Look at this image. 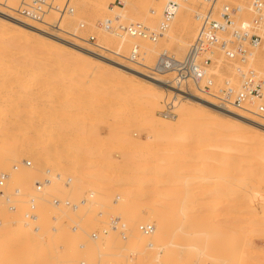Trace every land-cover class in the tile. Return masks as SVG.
<instances>
[{
	"label": "rangeland",
	"instance_id": "374dc122",
	"mask_svg": "<svg viewBox=\"0 0 264 264\" xmlns=\"http://www.w3.org/2000/svg\"><path fill=\"white\" fill-rule=\"evenodd\" d=\"M20 1L21 0H17V3L13 4L16 9L20 5ZM75 1L76 2H74V6H75V3L77 5V3L79 2L77 0ZM158 1L159 0H157V2L156 0L154 1L152 0H126V1L125 0H97L94 5H92L91 7L84 8V9L82 5L80 4L78 8H75L76 15L74 17L73 15L72 17L71 15L65 16L66 18L64 17V23L66 24L64 28L67 29L68 32H63L61 30L53 31V28L47 26V23L31 22L17 15L15 13L16 9L11 10V12L8 13L6 9L7 6L5 4H9L10 2L12 4L13 1L12 0H2L0 2V40H1L0 41V64L2 65V67L0 65V71H1L0 81L2 80L0 82V87H1L0 88V99H1L0 107H4L5 105L4 108H0V118H1L0 119L1 120L0 121V125H1L0 126V130H1L0 138H2L4 142L2 143V140L0 139V144H1L0 148L4 147L2 148L3 151L1 153L3 157L7 156V158H11L17 161V162L16 161L10 162L11 160L9 161L10 164L13 163L11 164L13 167L12 169L13 171H11V167L9 165L7 166V169L5 167L2 168L1 170L2 172H0V174L3 172L7 173L6 171H9V172L11 171V173H7L10 175V179H8V181L6 182L7 183L6 188H8V191L11 194H14V193L19 194L20 192L22 193L21 189H23V192L25 191V193L23 194H25L26 196L25 199L24 198L23 199L27 201H29L28 197L29 195L33 193V188L36 185V183L39 184L38 182H41L42 180H45V181L46 179L48 180L49 177L47 178V175L44 176L46 172L47 173L48 172L60 173L67 178L74 179L75 182L73 183H76V184H72L75 186L73 187L74 189H71L72 192L69 188L70 186L69 184H71V182L68 183V181H66L67 183L66 182L63 183V185L64 184L69 185L67 186L69 188V190L67 189V192L70 193V195L68 193L67 194L65 193L66 196L65 195L61 196L59 194L60 195L59 198L62 199L63 201L65 200H67L68 202L70 201L68 203L69 206L75 205V203L76 205H80L82 207V210L84 211L83 217L85 221L83 220V222L82 221L80 222L79 220H77L80 222L79 226H81L83 223H86L88 226L91 225V229L95 227L93 230L95 233L93 231L90 232L91 231L90 230L88 231L89 237H87L88 235L86 236L84 234L85 232H82L81 230H79L84 235L81 236V233H79L78 231H75L76 232V233L74 232L75 237L73 238L72 235H74V233L68 231L65 234V236L67 237V234H71L68 236L69 239L66 238L69 241L61 242L62 244L64 243L66 244L64 247L59 248L58 246L61 244L57 243L55 245V242L54 244L50 243L51 244L50 246H53V248L50 246L48 247L52 255H57V256L58 254L62 255L63 251H66V249H69V251L68 250L67 251L69 252V256H70L69 259L70 260L72 259L71 260L73 262V263L71 262L72 264H74L75 261H76L75 264H80V263L81 264L83 263L84 264L85 263L86 264H122L121 262H123V259L125 257L123 258L119 256L120 249L117 247L123 246V245L126 246V249H128V251L123 250V253L125 251H126L125 253H127V256L125 255L127 257L125 258V260L127 259V261L124 264H264V114L260 116V115H256L255 113L247 112L245 110H241V109H238L232 106H231L232 111H223L220 107L223 104H221L212 95H207L206 93L199 91L193 83H190L189 85L185 87L177 86L174 83H172V80L174 78L173 74H169L166 76L167 80H170L171 82L153 80L148 75L150 74L149 71L144 69V67H141L140 65H136L135 63L131 62L129 59L122 57L115 53L116 51H119L121 54L129 57L132 46L134 44H140L143 50H146L147 52L145 63L146 65H151V67L155 65L159 54L162 51H164V49L175 54L178 58H183L186 55L188 48L191 45L190 43L193 42L196 36V30H197L196 23L198 22L196 19V15L198 12L202 11L204 8L201 0H189L187 1V3H184V6H182L181 9L179 8L177 15L172 22V25L174 26V28L176 27L177 29L176 35H182V33L187 31L185 34V38L187 41H189V45H187V47H185L184 49L179 48V46H177L178 44H176L175 41H172L173 45L172 43L170 44V42L168 43V41L165 40L166 37H164L165 39L161 37L157 42H152L149 39H143V38L137 39V37L132 38L129 36V38H132L131 41L121 42V39L119 37L114 36L113 34L114 31H120L118 27L120 22L115 19V16L118 14L119 11L125 10V9L128 10V11L126 10L128 12L127 13L128 15L126 18H123V20L121 21V23L123 22L124 25L129 26L132 23H134L135 25L140 23L141 25H144L150 28L151 30L156 29L160 23L162 16L160 17L157 16V18H155L156 20L154 22H151L152 16H150L151 13L149 10H150V4L153 3L155 5H158ZM123 2H124V6H123ZM190 2H193V3L190 4ZM222 2L223 1H220L219 4L222 5ZM231 3L232 4L242 3V1L233 0L231 1ZM164 5L163 6L161 5L162 10H161L160 15L163 14ZM3 12L8 13L9 15H5ZM250 17H254V16L250 15ZM108 19H110V21L113 20L114 29L112 30H107L100 24V21L107 22L109 21ZM58 20H60L58 14H51L46 19V21L49 23H53V22L56 23L58 22ZM72 33L78 34L79 36L85 38L87 41L74 36ZM91 37H94L95 40L93 41ZM97 42L103 44V46H107L110 50H106L102 47L94 45V43H97ZM6 43L8 44V47H5V45H7ZM9 46L11 47V49L9 48ZM7 55L9 56L8 58L6 57ZM263 55H264V44L256 52L252 54L248 63L244 65H241L238 62L232 63L229 60H227L223 54L217 53L216 56L214 57V59L216 60L215 63L217 62V64H215V66L211 69V71L208 70L209 76L214 81V86L212 87V91L217 92L219 87H222L225 84H229V83H232V85L234 86H239L241 83V76L243 75L244 70L250 71V69H253L254 71H257L259 75H262L264 77V67H261L259 65L260 58ZM27 63H28V67H27ZM38 64L39 66H37ZM23 65L24 66L26 65V67H23ZM4 67L5 68L7 67V68L5 69ZM35 68L37 69L35 70ZM7 69L11 71L15 70L16 72L18 69V71L22 72L23 76L25 75L24 78L19 80L18 86L15 83V82L18 83V81H15V82L13 81L14 82L13 83L12 79H10L9 76H6V77L3 76L5 71H7ZM48 72L50 73V75H48L49 74ZM41 74L44 76V78L46 77L44 81L42 80L44 78L40 76ZM69 74L71 77L69 76ZM29 75H31V77ZM33 75L34 76L36 75V76L33 77ZM47 75H48V78H47ZM37 76L42 79L38 78V80H36ZM31 78L34 79V82H33V79ZM64 79L66 81L65 85H63ZM68 79L69 81L71 79V82H69ZM72 79L73 80L75 79V82ZM229 79H233L235 81L239 79V82L238 83L228 82ZM55 80H57L56 81L57 83L55 82ZM3 81L6 84V86L4 85L5 88H2ZM25 81H26V85H24ZM151 82H153L157 86L155 88V91L158 89L159 91L158 90L157 91L161 92V93H158L156 91L159 95H157V93L155 92L150 93L147 90V85L150 84ZM77 83H79V85ZM8 84L9 86H12V85L13 86L9 87ZM56 84H57V87H56ZM134 85H136L135 86L136 88L133 87ZM75 86L76 88L74 89ZM84 86H85V89H87V86H89L90 90L91 91L93 90V91L91 92L89 89H87L86 91L84 89ZM27 87L29 90H27ZM95 87L96 89L94 90ZM110 88L112 91H113V88H115L113 93L115 91L116 92L118 91L121 94L123 93L121 95L122 97L123 95L126 97V94L129 93L132 97L136 96L137 99L134 97L133 98L134 100L131 98L132 100L130 99L129 101L128 97H131V96L127 94L128 95L126 97L127 100L126 99L123 100L122 97H117L116 95V99H117L116 101L118 102H115L114 101L115 96H113L112 98L111 95H115L116 93L113 94ZM7 89H9V91ZM83 89L85 93H83ZM97 89L99 91L101 89V92L96 91ZM11 90H12V93L14 92V94L10 92ZM20 90H22V92ZM67 90H69L70 93ZM72 90H75V91H72ZM77 90H79L78 92L80 94L82 93V95L84 96H87V94L89 95V91L91 92V94L88 96V99L87 97H85L87 101L82 96V102L83 103L86 102L85 104L79 103L80 105L77 104L75 107H73L71 103L72 104L74 103V99L77 95L76 93H78ZM8 92L9 94H7ZM98 92L100 93V95ZM104 92L107 94V96L109 95L111 97L105 96ZM120 93H119V96H120ZM1 94L4 96H2ZM31 95L32 97L35 96V98H31ZM155 95L156 97L159 96L161 99L159 97L153 98L155 97ZM103 97L106 100H102L104 99ZM23 98H26V99H23ZM107 98H109V100ZM118 98L119 99L122 98L121 102H119L120 100ZM141 98L142 100L144 99L146 101L147 100L152 101L151 102L152 104L153 102L155 101L157 102V100H159L158 101L159 104L158 103L157 104L160 106H157L155 104L156 107L154 105H153V108L151 107V105L149 107V104L151 103L142 101ZM110 99L112 102L110 101ZM139 99L143 102V104L142 102H139L140 101ZM90 100L94 102V103H91L92 106L94 105V108L87 107L88 104L90 103ZM14 101H15L16 106L13 103ZM65 101H67L68 104ZM102 101H104L103 104H102ZM107 101L108 103L109 101L110 103H113V102H115V104L117 103V105L115 106L117 107V109L113 107L115 105L114 103L111 105L106 103L108 104V106H111L109 107V109L114 108L112 109V111L109 110L108 106L105 104V102ZM125 101L126 102L129 101V102L126 103ZM132 101L135 102V104H133ZM10 103H12L13 105ZM128 103L132 104L133 106L132 105L130 106V104ZM42 104L44 105L42 106ZM100 104H102L104 108L101 107ZM121 104L123 106L125 105L124 106L125 109L121 107ZM99 105L101 108L98 107ZM119 105L122 109L120 107L118 109ZM129 106L134 108V109L131 108L133 109L132 112H135V113H132L134 118H135V115H136V119H137V115L138 117L139 115L140 117L144 115L143 117H141L142 119H140L139 117L138 120L140 122H143L142 120H144L146 124H144V122L142 124H139L140 122L138 120L134 119L136 120L134 121L132 119L133 121H131V119H129V118H133L131 115V109ZM224 106L225 105H223L222 107L224 108ZM128 107L130 109V113L127 109ZM249 107H252V108L256 107V104L254 103L253 106L250 105ZM14 109L19 110V111L15 113L16 110L14 111ZM33 109H34V112H33ZM35 109H39V111ZM6 111H8L9 113ZM123 111L124 112L126 111L128 115L126 112L124 114ZM55 112L56 113L58 112V114H56ZM6 113H8L9 118L6 115ZM59 113H62V114H59ZM14 114L15 115L17 114L16 118ZM19 114H21V116L22 114H27L29 115V118L27 115H25L26 118L24 115L22 116L23 117L22 118ZM70 114L72 115L70 116ZM183 114L185 116L186 114L189 115L190 120H192V122L194 123L190 124L189 123L190 121H188L187 122L188 125L185 124L186 126L182 125V127H179V130L183 129V131L181 130L177 134L174 132L177 135V137L175 135H172L173 133L172 131L171 141L175 145L171 143V141H169V143L173 144L171 146H174L175 149L171 148L169 149L170 150L169 151L167 148L170 146L167 145L169 144L166 142L167 139L163 140L164 138L163 139L160 138L159 142L160 141L161 142L160 143L157 142L159 137L162 136L159 133L161 132L163 133L164 131V129L161 128L162 131L159 132L160 130L159 128L163 126H161V124H157L156 122L152 124L151 123L152 121L150 122L151 123V126H150L147 123V121H145V118L147 116L148 117L150 116L151 119L152 117L153 118L155 117L157 118V120L162 119L163 122L165 119V121L167 120L166 122H169V123L170 121L173 123L175 122L174 124L172 123L175 126L176 124H181L182 121H180V123L178 121H179L180 116ZM3 115L5 118L7 116V118L5 119ZM18 115L19 117H21L20 119ZM64 115H66L65 117L66 118L68 117V119H66L65 117H62ZM10 116L12 118H10ZM57 118H58V121H57ZM92 118L98 119V122L97 120H93ZM147 118L146 120L149 121V119ZM22 119H23V122H22ZM66 120H67V123H66ZM21 122L22 124H20ZM134 122H136L138 125H136V123ZM2 124H4L5 126L6 125L7 126L12 125V126L10 127L8 126L9 127L8 128ZM19 124L20 126L22 125V127H19L18 126ZM90 124H91V127H90ZM118 124H120L121 127H126V129L124 128V130L126 131L128 130V132L126 133L125 131V134L126 135L129 134V137L131 136L130 138L124 135V132H123L124 130L122 131L123 134L120 132L121 131L120 129L122 128ZM193 124H195L193 126L194 128L192 127ZM115 125L119 126L118 128L120 129H118ZM156 125H159V126H156ZM189 125H191L192 129L189 128ZM196 125H198V129L200 128L201 130L200 129L198 130L197 127L195 129ZM201 125L203 129L201 128ZM14 126L15 127L17 126V129L14 128ZM113 126H115L116 128ZM149 126L150 127L156 126V127L155 128L153 127L152 129ZM183 126H185V128ZM88 127H90V129L93 127L94 128L90 130ZM18 128L21 129L20 131L22 133L18 130ZM44 128H47V129H44ZM86 128L87 130L89 129V131L93 132L95 130L96 132L95 131H94L95 133L90 132L88 136L87 133L89 131H85ZM114 128L116 130L118 129V131L113 130L114 132L121 133V134L118 133L120 135V137L118 136V138H121L124 135V139L125 137H126V140L127 138H129L127 141L128 142L130 141L131 143L133 141L132 143L133 145L127 144V141H123V140L120 141V139H118L117 137L116 139L114 136L112 140L108 139L109 135L112 134L111 133L112 129ZM186 128L189 130L191 129V131L194 129L193 133L195 132V130H198V131L206 130L205 132L207 133V136H209L208 137L209 139H210V136H212L211 138H214L213 136H215V140L213 139L215 142H212L211 145L214 146L217 143L218 146L216 147L211 146L210 145L211 141L208 140L209 141L208 142L206 140L207 139L206 135H205L206 137L203 136L204 138H206L205 140H203L204 138L200 139L202 138V132L200 134L198 131H196L199 133L201 137L197 135L198 133L195 132L194 135H197L199 138L198 137L192 138L191 136L193 135V133L191 134L190 133L191 131H187ZM48 129L49 131L46 132V130ZM96 129H99V131ZM155 129H157L158 131ZM25 131H28V133H25ZM29 131L33 134L31 135ZM49 132H51L50 135H49ZM154 132H157V134H155ZM205 132H203V134H205ZM61 133L63 135L67 134L66 137L65 136L63 137ZM77 133L78 135H76ZM218 133L220 134V136H218ZM92 134L93 135L95 134L94 136L96 137H94ZM222 134H225V135H222ZM29 135L31 136L29 137ZM41 135L42 137L45 136L44 139L41 138ZM112 135H115V133ZM155 135H158L157 136L158 138ZM51 137H52L51 139L52 141L50 140ZM71 137H74V138L72 139ZM155 137L157 138V140L156 139L154 140ZM88 138H90V141L88 140ZM104 138L106 141H104ZM131 138L132 140H130ZM100 139H103V140H100ZM115 139L119 140L121 143L119 141L117 142ZM6 140H7V144H6ZM12 140L16 141L15 143H18L17 145L19 146H16L14 143H12L14 142ZM66 140L69 142H67ZM70 140H73L74 142L72 141L70 143ZM216 140H219V141L216 142ZM18 141L22 143L20 144ZM83 141H85V143ZM110 141L112 142L111 145H110L111 143ZM177 141L179 142V144ZM193 141H195V143H193ZM204 141L208 142L209 144L205 143ZM98 142L100 144H97ZM181 142L182 143L184 142V143L182 144ZM68 143L73 146L71 147L70 145H67ZM190 143H191V146L189 147L186 146V148L184 147L185 145H190ZM192 143L195 145L192 146ZM2 144H6L7 146L6 145L2 146ZM11 144H13L12 146H14L13 154H9L8 152L9 151L8 148L12 149L11 147H9V145L11 146ZM137 144L139 145L141 144L140 146L138 145L137 147V148L141 147L140 148L141 150L135 148ZM157 144L163 148L159 149L161 147H159ZM219 144H221V146L224 145L225 147H227L228 145V148H231V146H233V148H231V151H230V153L232 154L229 155L228 154L229 152L226 151V149L228 148L226 149L220 148ZM35 145L39 146V147L36 146L38 149L36 148L34 149ZM100 145H102L103 147ZM106 145L109 146V148ZM97 146L100 151L98 150ZM165 146L167 148L163 150ZM181 146L185 149L182 150L183 148ZM241 146L244 148L243 150L241 149ZM195 148H197L198 150L197 149L195 150ZM18 149H19V153L17 152ZM86 149L88 152L86 151L85 153L84 150ZM89 149H91L90 152L91 153L93 152V154L90 155ZM128 149L130 152L128 151ZM176 149L180 150L181 152L177 151ZM222 149H224L227 153L221 154V152L224 153V151H221ZM24 150L26 151L24 152ZM45 150L47 153L45 152ZM54 150L56 154L54 153ZM147 150H149V152ZM171 150L173 151L175 150V151L173 152ZM191 150H192V153H191ZM229 150L230 149H228V151ZM159 151H161L163 154ZM186 151L190 153H186ZM96 152H97V156L96 154H94ZM157 153L159 154L157 155ZM33 154L36 156L35 158L37 160L36 159L34 160ZM46 154L48 155V157L45 156ZM160 154H162V156H159ZM129 155L131 157H129ZM148 155H150L151 157ZM19 156L21 158H19ZM95 156L97 158H95ZM163 156H165V158ZM110 157L112 158L113 161L110 159ZM137 157H140V158L142 157L139 162H136ZM152 157H154L155 159H153ZM53 158L55 159L53 160ZM103 158L104 159L106 158V161ZM160 158H162L163 160ZM61 159L63 160V162H61ZM107 159H109V161H107ZM132 159L134 162L132 161ZM149 159L150 160L152 159V160L150 161ZM156 159H158L159 161H156ZM58 160L61 162L60 164ZM78 160H80L79 163H78ZM100 160H101V163L104 162L102 163L103 165L100 163ZM145 160L147 164H145L146 163ZM55 161L58 162L59 165L57 166L59 168L56 165H54L56 163ZM75 161H77V163ZM81 161H82V164L80 163ZM95 161L96 162L99 161L98 162L99 165ZM110 161L113 163V166L110 163ZM129 161L130 162L132 161V162L130 163ZM30 162L33 167L29 165ZM52 162H55V163H52ZM106 162H109L110 165L106 166ZM126 162H128L127 165H126ZM157 162H158L159 167L161 164V169L158 168L159 171L158 169H156V167L158 166V165L156 166ZM75 163L77 165H75ZM47 164L49 165V167ZM79 164H81L82 166L80 165L79 167ZM122 164L125 165V168H123ZM14 165L18 167L17 172L14 169L15 168ZM71 165L72 166L75 165L73 166L75 169ZM119 165H121L122 167L121 166L119 167ZM143 165L145 166V168L142 167L143 169H141L140 167ZM152 165L156 167L154 168L152 167ZM36 166H38V168ZM40 166L41 168H39ZM127 166H130V167L128 168ZM109 167H110V170H109ZM150 167L153 170H151ZM68 168L70 169L69 171H67ZM79 168H80V171H79ZM86 168L87 170H83ZM76 169H78V171ZM144 169H146L147 171H145ZM44 170H48V171H44ZM130 170L133 172H131ZM42 171H43L42 175L38 174V176L34 177L33 180L32 178H30L32 174L34 176L35 174L42 172ZM12 172L14 175L12 174ZM29 172L31 173V175ZM17 173L18 175H16ZM21 173L24 176V178L22 175H19ZM28 174L30 175L29 177H28ZM72 175L74 176L72 177ZM19 176H22L23 178L21 179L23 180L22 181L23 185L21 183L14 181L16 180L15 177L18 179ZM41 177H45V178L41 179L40 181ZM102 177L104 181H102L103 179L101 180ZM123 179H124V182H123ZM57 180L58 181L63 180V177L58 176V178L55 179V181ZM19 184H21V186ZM50 184H51L50 186H54L53 182ZM128 184H130V186ZM65 189L66 188L64 187V189H62L61 191H64ZM236 194L237 195L239 194L238 195L239 197H236L235 196ZM232 195H234L235 197H233ZM63 196H65L64 198L66 197L67 198L64 199L62 198ZM18 198H20V196L19 197L15 196L14 199H18ZM75 198L77 199L76 201H75ZM50 199L53 201L55 200L54 198L53 199L50 198ZM60 203H58V205ZM0 205L3 208V209L0 208L1 209L0 210L1 211L0 212V220H1L0 230H1V227H3L4 229L5 226L6 227L10 225L13 226V224H10L11 222L9 221H11V218L14 215H12L11 217V212H9L4 198H0ZM28 206L30 207L29 203L24 204V202L22 201L21 203H19V209H18L19 212L18 211L17 212L20 213L21 208L22 209L24 207L27 208ZM60 206L62 207V204ZM67 209H70V208H67ZM54 210H56L54 209V207L50 209V211L53 214L55 212ZM39 211H40V207L38 204L37 213ZM17 212L12 213V214H17ZM134 212L136 213L134 214ZM52 213H51L52 226H54L55 224L54 220H56L54 218L56 217H53ZM7 215L9 216L7 217ZM73 215L74 214H70L67 219L66 218L64 219L65 225L68 224L70 219L75 217ZM4 218H9L8 223H6L7 219L5 220ZM13 218H16V215ZM112 218H117V219L114 220ZM17 219H18V215H17ZM118 220H119V224H120V221L121 223L125 221L126 222L129 221L131 223H134L135 226L134 228L130 229L127 233L125 234L123 233L122 236L119 235L118 232H114V229H112V235L109 236L106 234L108 236L106 237L105 229L107 230L109 224L114 223ZM14 221H12L14 225L19 226L18 223ZM150 221L154 222L155 224L154 228L163 232L164 235L163 236L159 235V237L157 236L156 238H152V239L151 238L143 239V245L141 246V248L133 252L134 249L132 248L131 245H132L133 240L139 234V229L137 228L141 229L142 227L145 226V224H148ZM87 225L86 227H88ZM66 226H69V225H66ZM98 231H100V233ZM8 232L9 231H7V233H4L6 237L3 236V234H1L3 237L2 238L0 235V237L2 238L0 239V242L3 241L2 248L0 245V250L2 251L0 252V257L2 255V257H4L3 258L4 262H9L8 264H11L13 262L14 264H17V262H19L18 264H28L29 261L28 262L26 261L31 259L32 255L34 254L36 255V253H34V251L30 252V249H28L29 252L24 250L25 252L23 255L24 257H23L21 253H18V251H21L22 249H25V248L22 246L21 248L20 247L18 248V246L20 245H16L17 247L16 246L11 247V249L7 248V246L5 245L6 247L4 248L3 244L5 242V238H7L10 235L9 233L11 231L9 233ZM101 232L103 234H101ZM97 233H99L100 235ZM94 234H96V236H94ZM85 236H86V239H85ZM76 237L78 241H76L75 239ZM92 237L93 239L89 240ZM78 238H81V239L83 238L84 240L80 241ZM120 238H123L126 241ZM73 239L76 241L75 243L79 245L81 242L83 243L81 244V248L79 247L75 251L72 249V247L73 248L76 247L74 246L76 244L73 242ZM85 241H86L85 243L86 246L84 244ZM20 244H23V243H20ZM188 244H189V248L186 247L185 249V246H188ZM88 245H90L91 249H94L91 246L95 247V249L90 250L88 248L89 247ZM182 245H185V246H182ZM96 246L97 247L99 246V248H96ZM3 249L7 251H4ZM48 249H45L44 252H46ZM8 250H10V252L12 251L13 255L12 253L9 254ZM49 250L47 252H49ZM57 250L59 251L57 252ZM117 250H119V252ZM173 250H178V252L176 251L178 254H176V252H174ZM53 251L55 252L53 253ZM72 251L74 252L70 254V252ZM14 253L15 254L18 253L16 255L17 257L14 255ZM22 253H23V250H22ZM26 253H29V254H26ZM35 255L33 256L32 259L39 257L41 255V252H40V255L38 254L39 256L37 255L35 257ZM12 256L16 257L15 258L16 261L13 260L14 257L12 258ZM187 256H189L190 258ZM83 257L85 258V260ZM3 259L1 260L0 258V261H3ZM21 259L24 260V262L20 261ZM60 259L62 260V258ZM46 260L45 261L47 264H52V263L54 264V262L51 261L50 258ZM56 262L57 261L55 260V264ZM62 263L63 262H61V264ZM38 264H41V263H38Z\"/></svg>",
	"mask_w": 264,
	"mask_h": 264
},
{
	"label": "bare ground",
	"instance_id": "6f19581e",
	"mask_svg": "<svg viewBox=\"0 0 264 264\" xmlns=\"http://www.w3.org/2000/svg\"><path fill=\"white\" fill-rule=\"evenodd\" d=\"M2 0H0V2H1ZM13 1V3L11 4V2L9 3V4H5L7 7H6V9H7V11H8V13L9 12H11V10H15L16 8L14 7V5L13 4H15V3H17V0H12ZM77 1H79L78 3H77V5H76V3H75V8H78V6H80V4L82 5V7H83V9L84 8H87V7H91L92 5H94L95 3H96V1L97 0H77ZM126 1V0H125ZM152 1H154V0H152ZM171 0H159L158 1V5H155V4H150V16H152L151 18V22H154L156 19L155 18H157V16L158 17H160V16H162V15H160L161 14V5L163 6L164 4H166V3H168V2H170ZM178 2H179V4H180V9L182 8V6H184V3H187V1H189V0H177ZM220 1H223L222 2V4H226V3H231V1H233V0H219V2ZM242 1V6L245 8V9H247L248 7H249V5H250V3H251V0H241ZM76 2V1H75ZM156 2H157V0H156ZM126 3H128V2H126ZM191 3H193V2H190V4ZM123 6H124V2H123ZM127 9H125V10H121V11H119L118 12V14L115 16V19L117 20V21H119L120 22V24H119V29H120V31H114L113 32V34H114V36H116V37H119L120 39H121V42H123V41H131V39L134 37V36H131V35H128L127 34V32H126V25H124L123 24V22L121 23V21L123 20V18H126L127 17V11H126ZM5 15H9L8 13H6V12H3ZM76 15V13H74L73 14V17ZM71 17H72V15H71ZM66 18V17H65ZM109 21H110V19H108ZM158 20V19H157ZM112 22H113V20H111ZM46 23H47V26H49V22H47L46 21ZM54 23V22H53ZM57 24H56V27L57 28H54L53 29V31H63V32H68L67 31V29H65L64 27L66 26V24L64 23V18H61L60 20H58V22H56ZM103 23H105L104 21H100V24L102 25ZM132 24H134V23H132ZM131 24V25H132ZM197 24L198 23H196V26H197ZM135 25V24H134ZM137 25H141L140 23H138ZM52 28V27H51ZM176 27L174 28V26L171 24V26H170V28L168 29V31H166V33H165V35L163 36V38L164 37H166V39L165 40H167L168 41V43L170 42V44L172 43V41H175V43L176 44H178L177 46H179V48H181V49H184L185 47H187V45H189V41H187L186 40V38H185V34H186V32H184V33H182V35H176ZM71 33V32H70ZM74 36H76V37H78V38H81L82 40H85V41H87L85 38H83V37H81V36H79L78 34H76V33H72ZM195 35V34H194ZM129 36L130 37H132V38H129ZM138 39V38H137ZM4 40V39H3ZM8 40V39H7ZM1 41V40H0ZM11 41H12V39H11ZM177 41V42H176ZM3 42V41H2ZM9 42V41H8ZM174 43V44H175ZM7 44V43H6ZM11 44V43H10ZM190 44H192V43H190ZM264 44V43H263ZM13 45V44H12ZM15 45V44H14ZM94 45H96V46H99V47H102V48H104V49H106V50H110L107 46H103V44H101V43H99V42H97V43H94ZM172 45H173V43H172ZM5 47H8V44L7 45H5ZM9 48L11 49V47L9 46ZM15 48V47H14ZM168 48V47H167ZM164 50H166V49H164ZM7 52V51H6ZM34 53V52H33ZM116 54H118V55H120V56H122V57H125V58H129V57H127L126 55H123V54H121L119 51H116L115 52ZM8 54V53H7ZM28 55V54H27ZM29 56H31V55H29ZM215 56V55H214ZM7 58L9 57L8 55L6 56ZM5 57V58H6ZM26 58V57H25ZM16 59V58H15ZM27 60V59H26ZM2 61V60H1ZM9 61V60H8ZM38 61V60H37ZM215 59H214V62L210 65V67H209V71H211V69L215 66V64H217V62L215 63ZM254 61H255V59H254ZM19 62H20V60H19ZM24 62V61H23ZM253 63V62H252ZM37 64V63H36ZM1 65V64H0ZM144 65H146V63L144 64ZM259 65L261 66V67H264V55L260 58V62H259ZM12 66V65H11ZM37 66H39V64L37 65ZM40 66H41V64H40ZM146 66H148V67H151V65H146ZM1 67H2V65H1ZM10 67V66H9ZM23 67H26V65L24 66L23 65ZM27 67H28V63H27ZM35 67H36V65H35ZM43 67V66H42ZM41 67V68H42ZM5 68V67H4ZM7 68V67H6ZM5 68V69H6ZM4 69V70H5ZM9 69V68H8ZM7 69V71H5V73L3 74V76H9L10 77V79H12V82L14 81H18V83L17 82H15L16 84H17V86H18V84H19V80H21L22 78H24V76H23V74H22V72H20V71H18V69H17V72L15 71V70H13V71H11V70H8ZM37 68H35V70H36ZM3 70V71H4ZM31 71H33V70H31ZM47 71V70H46ZM144 71H146V70H144ZM250 71H254L253 69H250ZM1 72V71H0ZM35 72V71H34ZM39 72V71H38ZM36 73H37V71H36ZM47 73V72H46ZM49 73V72H48ZM61 74V73H60ZM71 74V73H70ZM70 74H69V76H70ZM39 75V74H38ZM48 75H50V73L48 74ZM48 75H47V78H48ZM153 80H159V81H170V80H167V78H166V76L167 75H169V74H164V75H151V74H148ZM30 77H31V75H29ZM36 76V75H35ZM34 75H33V77H35ZM42 78H44V76L41 74L40 75ZM60 76V75H59ZM62 77V76H61ZM71 77V76H70ZM4 78V77H3ZM2 78V79H3ZM38 78L39 79H42V78H40V77H38L37 76V78H36V80H38ZM49 78H50V76H49ZM64 78H65V76H64ZM9 79V78H8ZM31 79H33V78H31ZM46 79V77L44 78V79H42L43 81ZM29 80V79H28ZM27 80V81H28ZM41 80V81H42ZM58 80H60V79H58ZM63 80V79H62ZM73 80V79H72ZM2 81V80H1ZM0 81V82H1ZM5 81H6V79H5ZM23 81H24V79H23ZM50 81V80H49ZM54 81V80H53ZM57 80H55V82H56ZM68 81H69V79H68ZM74 82H75V79L73 80ZM77 81V80H76ZM4 82V81H3ZM2 82V85H3V87L2 88H5L4 87V85L6 86V84H5V82L3 83ZM9 82H11V81H9ZM13 82V83H14ZM33 82H34V79H33ZM65 79H64V83H63V85H65ZM69 82H71V79H70V81ZM171 82V81H170ZM228 82H239V79L237 80V81H235V80H233V79H229L228 80ZM29 83H31V82H29ZM47 83V82H46ZM53 83V82H52ZM57 83V82H56ZM9 84H11V83H9ZM9 84H8V86H9ZM15 84V85H16ZM21 84V83H20ZM38 84V83H37ZM43 84V83H42ZM41 84V85H42ZM49 84V83H48ZM47 84V85H48ZM55 84V83H54ZM74 84H76V83H74ZM78 85H79V83H77ZM24 85H26V81H25V84ZM29 85V84H28ZM35 85V84H34ZM62 85V86H63ZM81 85V84H80ZM86 85V84H85ZM13 86V85H12ZM12 86H9V87H12ZM32 86V85H31ZM43 86V85H42ZM67 86H68V84H67ZM95 86V85H94ZM93 86V87H94ZM136 85H134L133 87L134 88H136L135 87ZM22 87H24V86H22ZM50 87V86H49ZM55 87V86H54ZM56 87H57V84H56ZM55 87V88H56ZM60 87V86H59ZM100 87V86H99ZM99 87H97V88H99ZM157 86L153 83V82H151L150 84H148L147 85V90L150 92V93H157L156 91H155V88H156ZM175 87V86H174ZM1 88V87H0ZM14 88V87H13ZM18 88V87H17ZM44 88V87H43ZM48 88V87H47ZM54 88V89H55ZM65 88V87H64ZM76 88V86L74 87V89ZM83 88V87H82ZM116 88V87H115ZM115 88H113V91H114V89ZM34 89V88H33ZM42 89V88H41ZM61 89V88H60ZM67 89V88H66ZM84 89H85V86H84ZM84 89H83V93H85L84 92ZM87 89H89L90 90V87L89 86H87ZM87 89H85L86 91H87ZM91 89H93V88H91ZM96 89V87L94 88V90ZM117 89V88H116ZM132 89V88H131ZM8 91H9V89H7ZM13 90V89H12ZM12 90L10 91L11 93H12ZM27 90H29L28 89V87H27ZM27 90H26V92H27ZM31 90V89H30ZM45 90V89H44ZM69 90H70V88H69ZM69 90H67V91H69ZM110 90H111V88H110ZM118 90V89H117ZM120 90V89H119ZM133 90V89H132ZM5 91V90H4ZM15 91V90H14ZM19 91V90H18ZM21 92H22V90H20ZM66 91V92H67ZM72 91H75V90H72ZM71 91V92H72ZM79 90H77V92H78ZM91 91V90H90ZM89 91V95L91 94V92L93 91H91L90 92ZM96 91H99L98 89L96 90ZM95 91V92H96ZM102 91H103V89H102ZM106 91V90H105ZM112 91V90H111ZM113 91H112V93H113ZM161 91V90H160ZM2 92V91H1ZM36 92V91H35ZM38 92H39V90H38ZM45 92V91H44ZM43 92V93H44ZM99 92H101V89H100V91ZM98 92V93H99ZM107 92V91H106ZM118 92V91H117ZM117 92L115 91L113 94H115V95H111L112 96V98H113V96H115L114 98H115V102H118V101H116L117 99H116V95H117V97H122L121 95L123 94H121L120 92H118V94H117ZM124 92H125V90H124ZM3 93H5V92H3ZM18 93V92H17ZM50 93V92H49ZM48 93V94H49ZM69 93H70V91H69ZM88 93V92H87ZM97 93V92H96ZM119 93H120V96H119ZM158 93H161V92H158ZM157 93V95H159ZM206 93H211V95L212 96H214L215 95V93H213V92H206ZM7 94H9V92L7 93ZM12 94H14V92L12 93ZM11 94V95H12ZM36 94V93H35ZM77 95H76V97H75V99H74V103L72 104L71 103V105L73 106V107H75L77 104H79V103H83L82 102V96L85 98V97H87V99H88V94H87V96H84V95H82V93L80 94L79 92L78 93H76ZM101 94H103V93H101ZM124 94H126V93H124ZM128 95H130L129 93H127ZM126 94V97L128 96ZM2 95V94H1ZM27 95V94H26ZM33 95V94H32ZM32 95H31V98H35V96L34 97H32ZM39 95V94H38ZM67 95V94H66ZM69 95V94H68ZM72 95V94H71ZM99 95H100V93H99ZM104 95L105 96H107V94L104 92ZM163 95V94H162ZM2 96H4V95H2ZM10 96V95H9ZM18 96V95H17ZM28 96V95H27ZM46 96V95H45ZM93 96V95H92ZM104 96V97H105ZM109 96V95H108ZM107 96V97H108ZM111 96H109V97H111ZM131 96V95H130ZM134 96V95H133ZM7 97H8V95H7ZM19 97V96H18ZM37 97V96H36ZM70 97V96H69ZM73 97V96H72ZM103 97V98H104ZM125 96L123 95V100H127V98L125 97ZM136 99H137V97L136 96H134ZM134 97H128V99H129V101H130V99L132 98H134ZM159 97V96H158ZM158 97H156V95H155V97H153V98H158ZM3 98V97H2ZM4 98H6V97H4ZM83 98V99H84ZM122 98L121 99H119L120 101L119 102H121V100H122ZM151 98V97H150ZM160 98V97H159ZM17 99V98H16ZM20 99V98H19ZM23 99H26V98H23ZM29 99V98H28ZM39 99V98H38ZM87 99L85 98V100L87 101ZM108 100H109V98H107ZM131 99V100H132ZM135 99V100H136ZM161 99V98H160ZM1 100V99H0ZM8 100V99H7ZM13 100V99H12ZM18 100V99H17ZM17 100H16V102H17ZM58 100V99H57ZM68 100V99H67ZM85 100H83V101H85ZM102 100H106L105 98L104 99H102ZM134 100V99H133ZM140 100V99H139ZM141 100H142V98H141ZM139 101V102H142V101H145V102H152V101H146V100H142V101ZM151 100V99H150ZM10 101V100H9ZM19 101H21V100H19ZM31 101V100H30ZM69 101V100H68ZM110 101H111V99H110ZM110 101H109V103H108V101L107 102H105V104L106 103H108V104H115V102H113V103H110ZM129 101H127V102H129ZM158 101L159 100H157V102L155 101V102H153V104L151 103V104H149V107H150V105H151V107L153 108V105L156 107V105L157 106H160V105H158L159 103H158ZM8 102V101H7ZM6 102V103H7ZM48 102V101H47ZM65 102H67V101H65ZM112 102V101H111ZM123 102V101H122ZM126 102V101H125ZM125 102H124V104H125ZM126 102V103H127ZM133 102V101H132ZM136 102H138V101H136ZM5 103V102H4ZM3 103V104H4ZM14 104H15V101L13 102ZM35 103V102H34ZM43 103V102H42ZM58 103V102H57ZM56 103V104H57ZM86 102H84L83 104H85ZM91 103H94V102H92L91 100H90V103L88 104V106L87 107H90V108H94V105L92 106V104ZM104 103V101H102V104ZM158 103V104H157ZM255 103V102H254ZM254 103H253V105H254ZM10 104H12V103H10ZM45 104V103H44ZM44 104H42V106L44 105ZM67 104H68V102H67ZM102 104H100L101 105V107H103L102 106ZM108 104H106L107 106H108ZM119 104V103H118ZM123 104V103H122ZM121 104V107L123 108V109H125V105L123 106ZM128 104H130V103H128ZM133 104H135V102H133ZM142 104H143V102H142ZM141 104V105H142ZM156 104V105H155ZM256 104V103H255ZM13 105V104H12ZM37 105H39V104H37ZM37 105H35V106H37ZM58 105V104H57ZM80 105V104H79ZM100 105L98 106V107H100ZM106 105H104V106H106ZM117 105V103L113 106V107H115ZM132 104H130V106H131ZM138 105V104H137ZM144 105H145V103H144ZM252 105V106H253ZM7 106H8V104H7ZM15 106H16V104H15ZM19 106V105H18ZM24 106V105H23ZM28 106V105H27ZM56 106V105H55ZM129 106V107H130ZM133 106V105H132ZM223 105H221L220 107H221V109L223 110V111H232L231 110V106L230 105H228V106H224V108L222 107ZM4 107H5V105H4ZM4 107H0V108H4ZM49 107V106H48ZM72 107V108H73ZM81 107V106H80ZM86 107V108H87ZM100 107V108H101ZM109 107H111V106H108V109H109ZM119 107H120V105L118 106V109H119ZM120 107V108H121ZM126 107H127V105H126ZM129 107L127 108L128 109V111H129V113H130V109L131 108H133V107H130V109H129ZM137 107V106H136ZM140 107V106H139ZM147 107V106H146ZM7 108V107H6ZM20 108V107H19ZM31 108V107H30ZM37 108V107H36ZM60 108H61V106H60ZM69 108V107H68ZM71 108V109H72ZM104 108V107H103ZM116 109H117V107H115ZM121 108V109H122ZM143 108V107H142ZM161 108H162V106H161ZM160 108V109H161ZM18 109V108H17ZM24 109V108H23ZM25 109H26V107H25ZM29 109V108H28ZM75 109V108H74ZM80 109V108H79ZM78 109V110H79ZM96 109V108H95ZM106 109H107V107H106ZM112 109H114V108H112ZM112 109H109V110H111L112 111ZM115 109V110H116ZM134 109V108H133ZM133 109H131V115H132V113H135V112H132L133 111ZM137 109V108H136ZM145 109V108H144ZM256 109V107H248V108H246V110L245 111H247V112H253L254 113V110ZM16 109H14V111H15ZM35 110H38L39 111V109H35ZM60 110V109H59ZM88 110H90V109H88ZM93 110V109H92ZM99 110V109H98ZM105 110V109H104ZM139 110V109H138ZM5 111V110H4ZM17 111H19V110H16L15 111V113H17ZM56 111V110H55ZM67 111V110H66ZM69 111V110H68ZM72 111V110H71ZM101 111H102V109H101ZM110 111V112H111ZM117 111V110H116ZM136 111V110H135ZM140 111V110H139ZM6 112H8V111H6ZM21 112V111H20ZM19 112V113H20ZM33 112H34V109H33ZM47 112H49V111H47ZM46 112V113H47ZM52 112H53V110H52ZM63 112H65V111H63ZM70 112V111H69ZM124 112V111H123ZM126 112V111H125ZM125 112H124V114H125ZM3 113V112H2ZM9 113V112H8ZM8 113H6V115L8 116ZM13 113V112H12ZM11 113V114H12ZM36 113V112H35ZM45 113V112H44ZM56 113V112H55ZM67 113V112H66ZM72 113H74V112H72ZM103 113V112H102ZM114 113V112H113ZM127 113V112H126ZM139 113V112H138ZM144 113V112H143ZM10 114V115H11ZM37 114V113H36ZM35 114V115H36ZM56 114H58V112L56 113ZM59 114H62V113H59ZM117 114V113H116ZM123 114V115H124ZM145 114V113H144ZM15 115V114H14ZM20 116H21V114H19ZM19 115H18V117H19ZM25 116V115H27V114H22V116ZM38 115V114H37ZM45 115V114H44ZM72 114H70V116H71ZM78 115V114H77ZM77 115H75V116H77ZM97 115H99V114H97ZM105 115H107V114H105ZM112 115V114H111ZM120 115V114H119ZM127 115H128V113H127ZM135 115V114H134ZM7 116H6V118H7ZM21 116V117H22ZM28 116V118H29V115H27ZM56 116V115H55ZM61 116V115H60ZM66 115H64V116H62V117H65ZM69 116V117H70ZM113 116V115H112ZM115 116V115H114ZM125 116V115H124ZM124 116H123V118H124ZM144 116V115H143ZM143 116H141V117H143ZM180 116V115H179ZM182 116H184V117H182ZM2 117V116H1ZM3 117H4V115H3ZM17 117V114L15 115V118ZM21 117H19V119L21 118ZM38 117H40V116H38ZM44 117V116H43ZM57 117V116H56ZM98 117V116H97ZM117 117H119V116H117ZM117 117H116V119H117ZM131 117V116H130ZM132 117H133V115H132ZM139 117H140V115H139ZM138 115H137V119H136V115H135V118L133 117V118H129V119H131V121H133L134 119H136V120H138ZM140 117V119H142ZM148 117V116H147ZM146 117V118H147ZM5 118V117H4ZM5 118V119H6ZM8 118H9V116H8ZM10 118H12L11 116H10ZM23 118V117H22ZM25 118H26V116H25ZM61 118V117H60ZM66 118V117H65ZM64 118V119H65ZM94 118V117H93ZM92 118V119H93ZM126 118V117H125ZM145 118V117H144ZM143 118V119H144ZM146 118H145V121H147V123L151 126V123L153 124V123H157V124H161V126H163V127H165V128H163V127H157V128H159L160 130H159V132L160 131H162V129H164V131H163V133L161 132V133H159V134H161L162 136L161 137H159V139H158V141L157 142H159V140H160V138L161 139H163V140H165V139H167V143H169V141H171V139H172V136H171V133H172V131H173V133L175 132L176 134L178 133V132H180L181 130L183 131V129H181V130H179V127H182V125H185V124H187L188 125V121H190L189 123L190 124H192V123H194V122H192V120H190V116L189 115H187L186 114V116L183 114V115H181L180 116V118H179V123H180V121H182L181 122V124H176L175 126L173 125L174 123L173 122H171L170 121V123L169 122H166L165 121V119H164V122L162 121V119L159 121V120H157V118H153L152 117V119H151V117L149 116L147 119H149V121L148 120H146ZM1 119V118H0ZM18 119V118H17ZM54 119V118H53ZM53 119H51V120H53ZM66 119H68V117L66 118ZM70 119V118H69ZM74 119V118H73ZM91 119V120H92ZM103 119V118H102ZM129 119H128V121H129ZM133 119V120H132ZM9 120V119H8ZM13 120V119H12ZM46 120V119H45ZM50 120V119H49ZM60 120V119H59ZM93 120H97V122H98V119H93ZM124 120V119H123ZM136 120H134V121H136ZM178 120V119H177ZM1 121V120H0ZM4 121V120H3ZM21 121V120H20ZM19 121V122H20ZM41 121V120H40ZM57 121H58V118H57ZM90 121V120H89ZM99 121H101V120H99ZM125 121H127V120H125ZM139 121V120H138ZM137 121V122H138ZM143 122H144V120H142ZM152 121V122H151ZM22 122H23V119H22ZM22 122L20 123V124H22ZM46 122V121H45ZM44 122V123H45ZM48 122V121H47ZM93 122V121H92ZM91 122V123H92ZM96 122V121H95ZM140 122V121H139ZM143 122H140L139 124H142ZM151 122V123H150ZM177 122V121H176ZM1 123H3V122H1ZM11 123V122H10ZM13 123V122H12ZM33 123V122H32ZM31 123V124H32ZM41 123V122H40ZM43 123V122H42ZM66 123H67V120H66ZM76 123V122H75ZM90 123V122H89ZM131 123V122H130ZM134 123H136V122H134ZM173 123V124H172ZM183 123V124H182ZM4 124H5V122H4ZM4 124H2V125H4ZM9 124V123H8ZM20 124L18 125L19 127H22V125L20 126ZM25 124V123H24ZM28 124V123H27ZM48 124V123H47ZM52 124V123H51ZM54 124V123H53ZM123 124V123H122ZM128 124V123H127ZM132 124V123H131ZM144 124H146V122H144ZM148 124H147V126H148ZM50 125V124H49ZM86 125V124H85ZM96 125V124H95ZM99 125V124H98ZM111 125V124H110ZM114 125V124H113ZM120 127H121V125L120 124H118ZM126 125V124H125ZM130 125V124H129ZM136 125H138L137 123H136ZM195 124H193L192 125V127L194 126ZM1 126V125H0ZM5 126V125H4ZM9 127L10 126H12V125H8ZM7 125L5 126V127H8ZM47 126V125H46ZM52 126V125H51ZM80 126V125H79ZM92 126H93V124H92ZM117 128L119 127V126H117V125H115ZM115 126H113V127H115ZM123 126V125H122ZM127 126V125H126ZM142 126V125H141ZM145 126V125H144ZM149 126V127H150ZM156 126H159V125H156ZM155 126V127H156ZM174 126V127H173ZM178 126V127H177ZM186 126V125H185ZM185 126H183L184 128H185ZM4 127V128H5ZM8 127V128H9ZM26 127V126H25ZM41 127V126H40ZM55 127V126H54ZM65 127V126H64ZM90 127H91V124H90ZM90 127H88L89 129H90ZM97 127V126H96ZM115 127V128H116ZM153 127L154 126H152V127H150V128H152L153 129ZM154 127V128H155ZM196 127H197V129H198V125H196L195 126V129H196ZM8 128H7V130H8ZM14 128H16L17 129V126L15 127L14 126ZM33 128V127H32ZM39 128V127H38ZM57 128H58V126H57ZM94 128V127H93ZM93 128H91V129H93ZM112 129V131H111V133L112 134H114L115 133V135H117L119 132H114V131H118V129H120V128H118L117 130L116 129ZM122 129H120L121 131V133H122V131L124 130V128L126 129V127H121ZM162 128V129H161ZM174 128H175V130H174ZM176 128H178V129H176ZM188 128V127H187ZM186 128V130L187 131H191V125H189V128H191L190 130L189 129H187ZM194 128V127H193ZM201 128H202V125H201ZM35 129H36V127H35ZM40 129H42V128H40ZM44 129H47V128H44ZM50 129V128H49ZM49 129L48 130H46V132H48L49 131ZM52 129V128H51ZM85 129V128H84ZM89 129L87 130V128H86V130L85 131H89ZM90 129V130H91ZM200 129V128H199ZM198 129V130H199ZM203 129V128H202ZM18 130L20 131L21 129H19L18 128ZM23 130V129H22ZM96 130H98L99 131V129H96ZM114 130V131H113ZM155 130H157V129H155ZM198 130H195V132L196 131H198ZM201 130V129H200ZM205 130V129H204ZM1 131V130H0ZM10 131H11V129H10ZM32 131V130H31ZM35 131V130H34ZM52 131V130H51ZM58 131V130H57ZM95 131V130H94ZM92 132V131H89L88 133H87V135L89 136V134H90V132H92V133H95V132ZM125 131L126 130H124L123 132H124V135H126L125 134ZM158 131V130H157ZM184 131H185V129H184ZM193 131H194V129L190 132L191 134L193 133ZM206 131V130H205ZM205 131H198L200 134H201V132H202V138H200V139H203L204 137H206L207 136V133L205 132ZM13 132V131H12ZM21 132V131H20ZM36 132H38V131H36ZM128 132V130L126 131V133ZM194 132V133H195ZM198 132H196V133H198ZM203 132H205V134H203ZM209 132V131H208ZM10 133V132H9ZM15 133V132H14ZM14 133H13V135H14ZM18 133V132H17ZM22 133V132H21ZM25 133H28V131H25ZM29 133L32 135L33 133H31L30 131H29ZM45 133V132H44ZM43 133V134H44ZM50 133L51 132H49V135H50ZM97 133H99V132H97ZM110 133V132H109ZM108 133V134H109ZM121 133H119V134H121ZM155 134H157V132H154ZM172 133V135H175L176 137H177V135L174 133L173 134ZM194 133H193V135L191 136L192 138H196V137H198L197 135H199V133L197 134V135H194ZM210 133V132H209ZM208 133V134H209ZM2 134V133H1ZM47 134V133H46ZM54 134H55V132H54ZM57 134V133H56ZM59 134V133H58ZM62 134V133H61ZM66 134V133H65ZM109 135V137H108V139H111L112 140V138H118V136L120 137V135L118 134L117 136H115V135ZM123 134V133H122ZM7 135V134H6ZM10 135V134H9ZM12 135V136H13ZM16 135V134H15ZM21 135V134H20ZM31 135H29V137L31 136ZM48 135V136H49ZM63 135V134H62ZM67 135V134H66ZM66 135H63V137L65 136L66 137ZM75 135V134H74ZM74 135H72V136H74ZM76 135H78V133L76 134ZM86 135V134H85ZM93 135V134H92ZM95 135V134H94ZM93 135V136H94ZM97 135H99V134H97ZM124 135L121 137V138H118V139H120V141H127L130 137H129V134H127L126 136L127 137H129V138H127V140H126V137H125V139H124ZM206 135V136H205ZM210 135V134H209ZM213 135V134H212ZM222 135H225V134H222ZM23 136V135H22ZM28 136V135H27ZM40 136V135H39ZM58 136V135H57ZM56 136V137H57ZM68 136H69V134H68ZM110 136H111V138H110ZM114 136V137H113ZM156 137L158 136V135H155ZM200 136V135H199ZM204 136V137H203ZM218 136H220V134L218 133ZM10 137V136H9ZM14 137H16V136H14ZM26 137V136H25ZM36 137V136H35ZM45 137V136H44ZM44 137H42V135H41V138H43L44 139ZM54 137V136H53ZM55 137V138H56ZM59 137V136H58ZM84 137V136H83ZM94 137H96V136H94ZM154 138V140L156 139L157 140V138ZM175 137V138H176ZM201 137V136H200ZM209 136H207L206 138H204L203 140H209V141H211V143H210V145L212 144V142H215L214 140H215V136H213L214 138H211L212 136H210V139L208 138ZM216 137H217V135H216ZM17 138H18V136H17ZM48 138V137H47ZM69 138V137H68ZM72 139L74 138V137H71ZM80 138H82V137H80ZM85 138V137H84ZM116 138V139H117ZM199 138V137H198ZM1 140H2V138H0ZM20 139V138H19ZM24 139V138H23ZM22 139V140H23ZM27 139H29V138H27ZM40 139V138H39ZM42 139V140H43ZM46 139V138H45ZM52 139V137L50 138V140ZM57 139H59V138H57ZM67 139V138H66ZM70 139V138H69ZM79 139V138H78ZM115 139V140H116ZM214 139V140H213ZM21 140V141H22ZM32 140V139H31ZM59 140H61V139H59ZM58 140V141H59ZM84 140V139H83ZM88 140L90 141V138H88ZM100 140H103V139H100ZM130 140H132V138L130 139ZM134 140H135V138H134ZM162 140V141H163ZM195 140V139H194ZM256 140V139H255ZM11 141V140H10ZM12 141H14V140H12ZM16 141H17V139H16ZM16 141H14V142H12V143H14L16 146H19V145H17L18 143H15ZM29 141V140H28ZM27 141V142H28ZM52 141V140H51ZM55 141V140H54ZM64 141V140H63ZM67 141V140H66ZM73 140H70V143L72 142ZM82 141V140H81ZM89 141H87V142H89ZM96 141V140H95ZM97 141H99V140H97ZM104 141H106L105 140V138H104ZM114 141V140H113ZM117 142L119 141V140H116ZM119 141V142H120ZM137 141V140H136ZM136 141H134V142H136ZM174 141V140H173ZM185 141V140H184ZM208 141V142H209ZM219 140H216V142H218ZM8 142H9V140H8ZM19 142V141H18ZM24 142H25V140H24ZM26 142V143H27ZM36 142V141H35ZM47 142H48V140H47ZM57 142V141H56ZM67 142H69V141H67ZM74 142V141H73ZM84 143H85V141H83ZM92 142V141H91ZM94 142V141H93ZM101 142V141H100ZM109 142V141H108ZM111 142V141H110ZM130 142V141H129ZM128 141H127V144H131V145H133L132 143H133V141H132V143L130 142L129 143ZM161 142V141H160ZM159 142V143H160ZM178 142V141H177ZM205 143H208V142H206V141H204ZM2 143H4L3 142V140H2ZM20 143V142H19ZM22 143V142H21ZM20 143V144H21ZM25 143V144H26ZM39 143V142H38ZM64 143V142H63ZM66 143V142H65ZM121 143V142H120ZM119 143V144H120ZM123 143V142H122ZM171 143H173L172 141H171ZM171 143H169V144H167L168 146H170V147H166L165 146V148L163 149V150H165L166 148L169 150V149H173L174 148V146H171V145H173V144H171ZM182 143V142H181ZM184 143V142H183ZM182 143V144H183ZM193 143H195V141H193ZM192 143V146L193 145H195V144H193ZM6 144H7V140H6ZM6 144H2V146L3 145H6ZM9 144V143H8ZM28 144V143H27ZM43 144V143H42ZM49 144V143H48ZM80 144H82V143H80ZM87 144V143H86ZM96 144V143H95ZM97 144H100L99 142L97 143ZM112 144V142L110 143V145ZM114 144V143H113ZM118 144V143H117ZM126 144V145H127ZM135 144V143H134ZM178 144H179V142H178ZM181 144V145H182ZM209 144V143H208ZM221 144H223V143H221ZM221 144H219V147L220 148H224V149H226V148H228V145H227V147H225L224 145L223 146H221ZM240 144V143H239ZM238 144V145H239ZM243 144V143H242ZM1 145V144H0ZM13 144H11V146L9 145V147H11L12 149H10V148H8L9 149V154H13V152H14V146H12ZM23 145V144H22ZM34 145V144H33ZM47 145V144H46ZM67 145H70L69 143L67 144ZM88 145V144H87ZM87 145H85V146H87ZM91 145V144H90ZM94 145V144H93ZM124 145V144H123ZM122 145V146H123ZM138 145L139 144H137V146H135V148H137L138 147ZM141 145V144H140ZM139 145V146H140ZM158 145V144H157ZM175 145V144H174ZM185 145V144H184ZM7 146V145H6ZM36 146H38V145H35V147H34V149L36 148V149H38ZM66 146V145H65ZM71 147L73 146V145H70ZM95 146V145H94ZM100 146H102V145H100ZM107 146V145H106ZM105 146V147H106ZM159 147H161L160 145H158ZM180 146V145H179ZM178 146V147H179ZM186 146L187 147H189V146H191V143H190V145H185L184 147L186 148ZM211 146H213V145H211ZM216 146H218L217 145V143L213 146V147H216ZM229 146H231V145H229ZM21 147V146H20ZM30 147V146H29ZM33 147V146H32ZM39 147V146H38ZM69 147V146H68ZM89 147V146H88ZM103 147V146H102ZM108 148H109V146H107ZM106 147V148H107ZM115 147V146H114ZM113 147V148H114ZM119 147V146H118ZM134 147V146H133ZM154 147V146H153ZM178 147H176V148H178ZM182 147V146H181ZM180 147V148H181ZM256 147V146H255ZM2 148H4V147H2ZM2 148H0V172H2L1 170H2V168H6L7 169V166H9L10 165V167H11V171H13L12 169H13V167H12V165L11 164H13V163H11L10 164V162H14V161H16V160H14V159H11V158H7V156L6 157H3L2 156V151H3V149ZM7 148V147H6ZM54 148H55V146H54ZM53 148V149H54ZM74 148V147H73ZM86 148V147H85ZM97 148H98V146H97ZM112 148V147H111ZM122 148V147H121ZM141 147H139V148H137V149H140ZM143 148V147H142ZM151 148V147H150ZM163 147H161V148H159V149H162ZM179 148V149H180ZM183 148V147H182ZM185 148H183L182 150H184ZM198 148V147H197ZM197 148H195V150L197 149ZM201 148V147H200ZM231 148H233V146H231ZM231 148H228V149H230L229 151H228V149H226V151L227 152H229L228 154L229 155H231L232 153H230V151H231ZM239 148V147H238ZM2 149V150H1ZM17 149V148H16ZM15 149V150H16ZM23 149V148H22ZM43 149V148H42ZM69 149V148H68ZM88 149V148H87ZM87 149L86 150H84V152L86 153V151H87ZM102 149V148H101ZM116 149V148H115ZM115 149H114V151H115ZM127 149V148H126ZM144 149V148H143ZM149 149V148H148ZM158 149V148H157ZM158 149V150H159ZM175 149V148H174ZM192 149V148H191ZM224 149H222L221 151H224V153L223 152H221V154H225V153H227ZM241 149L243 150L244 148L241 146ZM33 150V149H32ZM75 150V149H74ZM90 150L91 149H89V153H90V155L91 154H93V152L91 153L90 152ZM96 150V149H95ZM98 150H99V148H98ZM120 150V149H119ZM141 150V149H140ZM155 150V149H154ZM177 150V149H176ZM198 150V149H197ZM233 150V149H232ZM236 150V149H235ZM254 150V149H253ZM23 151V150H22ZM26 150H24V152H25ZM39 151V150H38ZM49 151H51V150H49ZM62 151V150H61ZM63 151H64V149H63ZM93 151V150H92ZM100 151V150H99ZM110 151V150H109ZM128 151H129V149H128ZM148 152H149V150H147ZM151 151V150H150ZM156 151V150H155ZM170 151V150H169ZM171 151H173V150H171ZM175 151V150H174ZM173 151V152H174ZM177 151H180V150H177ZM240 151V150H239ZM18 153H19V149H18V151H17ZM42 152V151H41ZM40 152V153H41ZM44 152V151H43ZM45 152H46V150H45ZM59 152V151H58ZM66 152V151H65ZM75 152V151H74ZM88 152V151H87ZM105 152V151H104ZM118 152V151H117ZM130 152V151H129ZM131 152H132V150H131ZM152 152H153V150H152ZM152 152H150V153H152ZM157 152V151H156ZM159 152H161V151H159ZM165 152V151H164ZM181 152V151H180ZM199 152V151H198ZM197 152V153H198ZM243 152V151H242ZM47 153V152H46ZM54 153H55V150H54ZM78 153V152H77ZM82 153H83V151H82ZM101 153V152H100ZM99 153V154H100ZM162 153V152H161ZM166 153V152H165ZM164 153V154H165ZM183 153H184V151H183ZM186 153H190V152H188V151H186ZM191 153H192V150H191ZM56 154V153H55ZM54 154V155H55ZM59 154V153H58ZM60 154H61V152H60ZM79 154V153H78ZM94 154H96V156H97V152L96 153H94ZM102 154V153H101ZM130 154V153H129ZM134 154V153H133ZM149 154V153H148ZM159 153H157V155H158ZM163 154V153H162ZM162 154H160L159 156H162ZM182 154V153H181ZM227 154V155H228ZM19 155V154H18ZM26 155V154H25ZM24 155V156H25ZM48 155H49V153H48ZM48 155L46 154L45 156H47L48 157ZM51 155H53V154H51ZM87 155H89V154H87ZM109 155H110V153H109ZM117 155H119V154H117ZM10 156V155H9ZM14 156V155H13ZM16 156H17V154H16ZM23 156V157H24ZM33 156H34V160L36 159L35 157V155L33 154ZM39 156H40V154H39ZM58 156V155H57ZM77 156V155H76ZM75 156V157H76ZM86 156V155H85ZM94 156V155H93ZM95 156V158H97ZM100 156H102V155H100ZM104 156V155H103ZM148 156H150V155H148ZM147 156V157H148ZM153 156V155H152ZM223 156V155H222ZM32 157V156H31ZM61 157V156H60ZM65 157V156H64ZM79 157V156H78ZM89 157H91V156H89ZM129 157H131L130 155H129ZM151 157V156H150ZM156 157V156H155ZM164 158H165V156H163ZM226 157V156H225ZM19 158H21L20 156H19ZM39 158V157H38ZM85 158V157H84ZM106 158H108V157H106ZM106 158L104 159L105 161H106ZM138 158V159H137ZM136 158V162H139L140 161V159L142 158H140V157H137ZM144 158V157H143ZM153 159H155L154 157H152ZM157 158H158V156H157ZM55 158H53V160H54ZM87 159V158H86ZM85 159V160H86ZM99 159V158H98ZM101 159V158H100ZM102 159V160H103ZM110 159L112 160V158L110 157ZM160 159H162V158H160ZM11 160V161H10ZM33 160V161H34ZM37 160V159H36ZM57 160V159H56ZM90 160V159H89ZM92 160V159H91ZM150 160V159H149ZM148 160V161H149ZM152 160V159H151ZM150 160V161H151ZM163 160V159H162ZM7 161V162H6ZM10 161V162H9ZM31 161V160H30ZM59 161V160H58ZM66 161H68V160H66ZM70 161V160H69ZM79 161L80 160H78V163H79ZM107 161H109V159H107ZM113 161V160H112ZM115 161V160H114ZM132 161H133V159H132ZM131 161V162H132ZM156 161H159L158 159H156ZM164 161H165V159H164ZM17 162V161H16ZM22 162V161H21ZM35 162V161H34ZM57 164H56V163ZM55 162H52V163H55L54 165H59L61 162H63V160L61 159V162L59 161V164H58V162L57 161H55ZM74 162V161H73ZM76 163H77V161H75ZM87 162H88V160H87ZM94 162V161H93ZM96 162V161H95ZM99 161H97L96 163H98ZM117 162V161H116ZM130 162V161H129ZM130 162V163H131ZM134 162V161H133ZM145 162H146V160H145ZM24 163V162H23ZM51 163V164H52ZM75 163V165H77ZM81 164H82V161L80 162ZM100 163H101V160H100ZM102 163H104V162H102ZM101 163V164H102ZM107 163H109V162H106V166L107 165H110V163L112 164V166H113V163L110 161V163L109 164H107ZM127 163L128 162H126V165H127ZM143 163V162H142ZM150 163V162H149ZM152 163V162H151ZM156 163V162H155ZM161 163V162H160ZM67 164V163H66ZM81 164H79V167H80V165ZM120 164V163H119ZM134 164V163H133ZM138 164V163H137ZM145 164H147V162L145 163ZM31 166H32V164H30ZM37 165V164H36ZM42 165V164H41ZM48 165V164H47ZM75 165H73V166H75ZM86 165H87V163H86ZM90 165V164H89ZM98 165H99V163H98ZM103 165V164H102ZM123 165V164H122ZM151 165V164H150ZM158 165V162H157V164H156V166ZM15 166V165H14ZM46 166V165H45ZM63 166H65V165H63ZM67 166V165H66ZM72 166V165H71ZM72 166V167H73ZM82 166V165H81ZM94 166V165H93ZM116 166V165H115ZM121 165H119V167H120ZM137 166H139V165H137ZM155 166V167H156ZM33 167V166H32ZM37 168H38V166H36ZM48 167H49V165H48ZM53 167V166H52ZM58 167V166H57ZM56 167V168H57ZM87 167H89V166H87ZM97 167V166H96ZM117 167H118V165H117ZM122 167V166H121ZM128 168L130 167V166H127ZM142 167H144L145 168V166L143 165V166H141L140 168L141 169H143ZM152 167H154L153 165H152ZM154 167V168H155ZM39 168H41V166L39 167ZM59 168V167H58ZM74 168V167H73ZM78 168V167H77ZM93 168V167H92ZM113 168V167H112ZM123 168H125V165H123ZM132 168V167H131ZM137 168V167H136ZM147 168V167H146ZM151 168V167H150ZM150 168H149V170H150ZM158 168H160L161 169V164H160V167H159V165L156 167V169H158ZM15 170H16V172H17V170H18V167L17 166H15V168H14ZM43 169V168H42ZM55 169V168H54ZM75 169V168H74ZM90 169V168H89ZM127 169V168H126ZM148 169V168H147ZM9 170V169H8ZM36 170V169H35ZM65 170V169H64ZM70 169L68 168L67 169V171H69ZM77 171H78V169H76ZM75 170V171H76ZM83 170H87V168L86 169H83ZM103 170V169H102ZM106 170H107V168H106ZM109 170H110V167H109ZM121 170V169H120ZM132 170V169H131ZM130 170V171H131ZM134 170V169H133ZM145 171H147L146 169H144ZM151 170H153L152 168H151ZM11 171L9 172V171H6L7 173H11ZM44 171H48V170H44ZM51 171V170H50ZM79 171H80V168H79ZM100 171H101V169H100ZM104 171V170H103ZM135 171V170H134ZM157 171V170H156ZM158 171H159V169H158ZM34 172V171H33ZM64 172V171H63ZM82 172V171H81ZM80 172V173H81ZM131 172H133V171H131ZM14 173H15V171H14ZM30 173V172H29ZM42 173H43V171L42 172H39V173H37V174H35L34 176H33V174L31 175V173H30V175L28 174V177L30 176V178H32V180H33V178L34 177H36V176H38V174H40V175H42ZM69 173H71V172H69ZM102 173V172H101ZM137 173V172H136ZM156 173V172H155ZM12 174H13V172H12ZM25 174V173H24ZM66 174V173H65ZM85 174V173H84ZM135 174V173H134ZM143 174V173H142ZM14 175V174H13ZM16 175H18V173L16 174ZM15 175V176H16ZM19 175H22V173L21 174H19ZM40 175H39V177H40ZM47 175V178H48V180L46 179V181L45 180H42L41 181V179H43V178H45V177H41L40 178V181H41V183H39V184H37L36 183V185L34 186V188H33V193H32V195H33V197H35V198H37V199H39V201H40V203H39V207H40V211L38 212V213H36V214H33V215H28L27 214V211H28V208H29V206L26 208V207H24L23 209L21 208V211H20V213H18L19 212V210H18V212H17V214H12L11 213V217H12V215H16V218H11V217H9V218H11V221H9V222H11L10 224H13V226L12 225H10V226H12V227H10V226H8V224H7V226L8 227H6L5 226V228L3 229V227H1V230H0V235L1 234H3V236H5V234L4 233H7V231H11L9 234V236L7 237V238H5V242H4V248L7 246V248H10L11 249V247H14V246H16V245H20V246H18V248L20 247L21 248V246L22 247H24L25 249H22L23 250V253H22V250L21 251H18V253H21L22 254V256L24 255V252L25 251H28L29 252V250L28 249H30V252L32 251H34V253H36V255H35V257L39 254L40 255V252H41V255L39 256V257H36V258H34V259H32L33 258V256L34 255H32V257H31V259H29V260H27L26 261V259H25V261L26 262H28V264H38V263H41V264H44V263H46V259H51V261H53L54 262V264H55V260L57 261L56 262V264H61V262H63L62 264H70L72 261V259L70 260L69 258H70V256H69V249H66V251H63V253H62V255L61 254H58V256L57 255H52V253L50 252V250L48 249V247L51 245L50 243H53L54 244V242H55V245L57 244V243H60L61 245H59L58 247L60 248V247H64L66 244L64 243V244H62L61 242H65V241H69L68 239H69V235H71V234H67V237L65 236V234L68 232V231H70V232H75V231H78L79 233H81V236L82 235H88V231H90V232H92L93 230H94V228L95 227H93V229H91V225L90 226H88L86 223H81L82 225L81 226H79V224H80V222L82 221L83 222V220H84V217H83V215H84V211L82 210V207L80 206V205H76V203H75V205H68V203L70 202H68L67 200H65V201H63L62 199H60L59 197H60V195L62 196V195H65V193L67 194L68 192H67V189L69 190V188H70V190L71 189H74L73 187H75L74 185H72V184H76V183H73V182H75L74 181V179L72 178V179H69L68 178V180H66V178L67 177H65L64 175H62V174H60V173H54V172H46V174L44 175V176H46ZM139 175V174H138ZM23 176V175H22ZM22 176H19L18 177V179L15 177V179L16 180H14L15 182H18V183H23L22 181L23 180H21V179H23L24 178V176H23V178H22ZM33 176V177H32ZM58 176L59 177H63V180H57V181H55V179H57L58 178ZM71 176V175H70ZM74 175H72V177H73ZM75 176H76V174H75ZM134 176V175H133ZM136 176V175H135ZM149 176H151V175H149ZM155 176V175H154ZM14 177V176H13ZM21 177V178H20ZM126 177V176H125ZM124 177V178H125ZM144 177H146V176H144ZM75 178V177H74ZM77 178V177H76ZM79 178H80V176H79ZM105 178V177H104ZM127 178V177H126ZM37 179V178H36ZM103 179V177L101 178V180ZM132 179V178H131ZM146 179V178H145ZM148 179V178H147ZM76 180V179H75ZM106 180V179H105ZM21 181V182H20ZM25 181V180H24ZM55 181V182H54ZM66 181H68V183L69 182H71V184H69V185H63V183L64 182H66ZM77 181V180H76ZM79 181V180H78ZM102 181H104V179L102 180ZM126 181V180H125ZM132 181H134V180H132ZM27 182V181H26ZM31 182V181H30ZM33 182V181H32ZM37 182V181H36ZM54 183V186H50L51 184L50 183ZM123 182H124V179H123ZM130 182V181H129ZM136 182V181H135ZM143 182V181H142ZM225 182V181H224ZM34 183V182H33ZM67 183V182H66ZM89 183V182H88ZM91 183V182H90ZM222 183V182H221ZM229 183V182H228ZM227 183V184H228ZM21 184H19L20 186H21ZM136 184V183H135ZM144 184V183H143ZM223 184V183H222ZM225 184V183H224ZM23 185V184H22ZM85 185V184H84ZM129 186H130V184H128ZM218 185V184H217ZM67 186H69V188L67 187ZM90 186V185H89ZM123 186V185H122ZM64 187L66 188L64 191H61L62 189H64ZM82 187H83V185H82ZM62 188V189H61ZM144 188V187H143ZM77 189V188H76ZM22 190V193L20 192L18 195L20 196V198H22V201L24 202V204H26V203H29V201H27V200H24L25 199V194H23V193H25V191L23 192V189H21ZM20 190V191H21ZM83 190V189H82ZM128 190H129V188H128ZM131 190V189H130ZM79 191V190H78ZM81 191V190H80ZM71 192H72V190H71ZM75 193V192H74ZM81 193V192H80ZM60 194V195H59ZM69 195H70V193H68ZM239 195V194H238ZM237 194L235 195L236 197H239ZM66 196V195H65ZM65 196H63L62 198H64ZM75 196H77V195H75ZM83 196H84V194H83ZM233 197H235L234 195H232ZM71 197H73V196H71ZM79 197V196H78ZM24 198V199H23ZM50 198H54L55 200H58L59 202H55V200L53 201V200H51ZM67 198V197H66ZM66 198H64V199H66ZM69 198H70V196H69ZM77 198V197H76ZM75 198V201L78 199H76ZM80 198V197H79ZM48 199H50V200H48ZM73 199V198H72ZM29 200V199H28ZM70 200V199H69ZM74 200V199H73ZM72 200V201H73ZM79 200V199H78ZM67 201V202H66ZM61 202V203H60ZM74 202V201H73ZM50 203V204H49ZM56 203H57V205H56ZM58 203H60L59 205H58ZM30 204V203H29ZM48 204V205H47ZM62 204V207L60 206ZM4 205V204H3ZM66 205V206H65ZM68 206V207H67ZM80 206V207H79ZM22 207H23V205H22ZM52 207H54V209H56V210H54L55 212H54V214L50 211V209L52 208ZM0 208H2V206L0 205ZM67 208H70V209H67ZM3 209V208H2ZM1 210V209H0ZM5 210H7V209H5ZM71 210V211H70ZM58 211V212H57ZM1 212V211H0ZM6 213V212H5ZM8 213V212H7ZM51 213L53 214L52 216L53 217H56V218H54V219H56V220H54V226H52V218H51ZM118 213V212H117ZM136 212H134V214H135ZM154 213V212H153ZM9 214V213H8ZM70 214H74L73 216H75L74 218H72V219H70L69 220V222H68V224H66V225H69V226H66L65 225V221H64V219L66 218H68L69 217V215ZM4 215V214H3ZM17 215H18V219H17ZM117 215V214H116ZM122 215V214H121ZM6 216V215H5ZM9 215H7V217H8ZM57 216H58V218H57ZM72 217V216H71ZM9 218H4L5 220L7 219V222L6 223H8V219ZM13 219V220H12ZM15 220V221H14ZM77 220H79V221H77ZM12 221H14V222H16V223H18V225L19 226H17V225H14V223L12 222ZM85 221V220H84ZM102 222V221H101ZM116 222H118L119 223V220L118 221H116ZM126 222V221H125ZM125 222H122L121 223V221H120V224H123V225H126V228L122 231V233H127L130 229H132V228H134V226H135V224L134 223H131V222H129V221H127L126 223H128V224H126ZM15 223V224H16ZM104 223V222H103ZM130 223V224H129ZM88 226V227H86V225ZM100 224V223H99ZM109 224V223H108ZM115 224V222L114 223H111V224H109V226H108V228H107V230L105 229V235L107 234V235H109V236H111L112 235V225H114ZM93 225V224H92ZM95 225V224H94ZM103 225V224H102ZM67 227V229H66V227ZM105 226H107V225H105ZM145 226H150V227H152V229L153 230H151V232H149V231H145V229H143V227L140 229V228H137V229H139V234L136 236V238L133 240V242H132V248L134 249V251L133 252H135L136 250H139L140 248H141V246L143 245V239H145V238H148V239H152V238H156L157 236L159 237V235H161V236H163L164 235V233L163 232H161V231H159L158 229H155L154 228V226H155V224H154V222H152V221H150L148 224H145ZM111 227V228H110ZM35 228V229H34ZM38 228V229H37ZM66 230H65V229ZM106 228V227H105ZM53 230V231H52ZM79 230H81L82 232H85L84 234H82V232L81 231H79ZM96 230V229H95ZM97 230H99V229H97ZM101 230V229H100ZM52 231V232H51ZM102 231V230H101ZM23 232H24V234H23ZM89 232V233H90ZM94 232V231H93ZM97 232V231H96ZM99 233H100V231H98ZM114 232H115V230H114ZM138 232V231H137ZM141 232V233H140ZM76 233V232H75ZM75 233H74V235H72L73 236V238L75 237ZM95 233V232H94ZM99 233H97V234H99ZM159 233V234H158ZM20 234H22V235H20ZM93 234V233H92ZM92 234H90V235H92ZM101 234H103L102 232H101ZM6 235H8V234H6ZM79 235V234H78ZM100 235V234H99ZM106 235V237H108ZM21 238H20V237ZM86 236H85V239H86ZM1 237H2V235H1ZM0 237V239H2ZM84 237V236H83ZM87 237H89V235L87 236ZM105 237V236H104ZM66 238H68V239H66ZM119 238V237H118ZM72 239V238H71ZM76 239V241H78L77 240V237L75 238ZM80 241H83L84 239L82 238H78ZM87 239H89V238H87ZM93 239V237L91 238V239H89V240H92ZM108 239V238H107ZM120 239H122L123 240V238H120ZM122 240H120V241H122ZM74 239H73V242L75 243L76 242ZM3 242V241H2ZM2 242H0V245H1V248H2ZM20 243H23V244H20ZM86 243V241L84 242V244ZM91 243V242H90ZM191 243V242H190ZM189 243V244H190ZM68 244V243H67ZM76 245H74V246H76V247H72V249L75 251V250H77V248H81V244H83L82 242L80 243V245L79 244H77V243H75ZM94 244V243H93ZM122 244V243H121ZM189 244H188V246H185V245H182V246H185V249H186V247H188L189 248ZM192 244V243H191ZM190 244V245H191ZM6 245V246H5ZM187 245V244H186ZM193 245V244H192ZM9 246V247H8ZM83 246V245H82ZM85 246H86V244H85ZM89 246V247H88ZM87 247L90 249V250H94L95 249V247H93V246H91L92 248H94V249H91L90 248V245H88ZM17 247V246H16ZM15 247V248H16ZM50 247H52L53 248V246H50ZM57 247V246H56ZM71 247V246H70ZM86 247V248H87ZM181 247V246H180ZM192 247V246H191ZM26 248H27V250H26ZM54 248H55V246H54ZM67 248V247H66ZM76 248V249H75ZM96 248H99V246L97 247L96 246ZM117 248H119L120 249V252H119V250H117L118 252H119V256H121V257H125V258H127L126 256H127V253H123V250H127L128 251V249H126V246H119V247H117ZM117 248H115V249H117ZM182 248H184V247H182ZM32 249V250H31ZM45 249H48L49 250V252H44V250ZM56 249H58V248H56ZM61 249H63V248H61ZM61 249H59V250H61ZM65 249V248H64ZM4 251H7V250H5V249H3ZM13 250V249H12ZM15 250V249H14ZM17 250V249H16ZM19 250V249H18ZM25 250V251H24ZM52 250H54V249H52ZM59 250H57V252L59 251ZM68 250V251H67ZM97 250V249H96ZM181 250V249H180ZM3 251V252H4ZM9 251V254H11L12 253V251L10 252V250H8ZM74 251H72V252H70V254L71 253H73ZM82 251V250H81ZM80 251V252H81ZM89 251V250H88ZM122 251V252H121ZM174 252H178V250H173ZM183 251V250H182ZM0 252H2L1 250H0ZM55 251H53V253H54ZM176 252V254H178ZM16 253V252H15ZM14 253V255L16 256L17 254H15ZM182 253V252H181ZM184 253V252H183ZM1 254H3V253H1ZM20 254V255H21ZM26 254H29V253H26ZM25 254V255H26ZM43 254V255H42ZM57 254V253H56ZM81 254V253H80ZM12 255H13V253H12ZM20 255H19V257H20ZM30 255V256H31ZM126 255V256H125ZM170 255V254H169ZM28 256V255H27ZM62 256V257H61ZM78 256V255H77ZM118 256V257H119ZM177 256V255H176ZM180 256H181V254H180ZM5 257H7V256H5ZM14 256H12V258H13ZM17 257V256H16ZM16 257H14V259L13 260H15L16 261ZM24 257V256H23ZM26 257V256H25ZM80 257V256H79ZM106 257H108V256H106ZM187 257H189V256H187ZM1 260L4 258V257H2V255H1ZM60 258H62V260L60 259ZM84 258V257H83ZM125 258L123 259V262H121L122 264H124V263H126V261H127V259L125 260ZM190 258V257H189ZM24 259V258H23ZM36 259V260H35ZM55 259V260H54ZM76 259V258H75ZM110 259H112V258H110ZM122 259V258H121ZM188 259V258H187ZM12 260V259H11ZM11 260H10V262H11ZM46 260V261H45ZM84 260H85V258H84ZM98 260V259H97ZM9 261V260H8ZM20 261H23L24 262V260H20ZM78 261V260H77ZM80 261V260H79ZM4 259H3V261H0V264H8L9 262H4ZM13 262V261H12ZM48 262V261H47ZM76 262V261H75ZM75 262H74V264H75ZM86 262V261H85ZM105 262H107V261H105ZM19 262H17V264H18ZM52 263V262H51ZM73 263V262H72ZM71 263V264H72ZM78 263V262H77ZM83 263V262H82ZM98 263H99V261H98ZM11 264H14V262L13 263H11ZM47 264V263H46ZM53 264V263H52ZM81 264V263H80ZM84 264V263H83ZM86 264V263H85Z\"/></svg>",
	"mask_w": 264,
	"mask_h": 264
},
{
	"label": "built area",
	"instance_id": "2783aa9c",
	"mask_svg": "<svg viewBox=\"0 0 264 264\" xmlns=\"http://www.w3.org/2000/svg\"><path fill=\"white\" fill-rule=\"evenodd\" d=\"M201 1L204 8L196 15L198 21L196 36L183 58H178L170 51L164 50L159 54L155 65L148 67L144 65L147 57L146 50H143L140 44H134L127 59L144 67L151 75L173 74L172 83L175 85L185 87L193 83L199 91L204 93L211 92L214 86L208 70L217 53L223 54L232 63L247 64L252 54L264 43V0H251L247 9L241 3L220 5L219 0ZM74 2L75 0H21L15 13L34 23H46L47 17L51 14H58L59 19L73 15ZM179 7L177 0L166 3L160 23L154 30L144 25L132 24L126 27V32L137 38L157 42L170 28ZM102 26L107 30L114 29L112 21H107ZM49 27L57 28L56 23H49ZM91 39L95 40L94 37ZM213 93H215L213 97L221 104L241 110H246L255 102L254 113L260 116L264 114V77L257 71L244 70L239 86H234L232 83L225 84ZM206 94L211 95V93ZM8 179H10L9 174L5 172L0 174V198L5 199L9 212L16 213L22 199H14L15 196H19L16 193H9L6 188ZM28 199L30 207L27 214H36L39 199L32 194ZM125 228L126 225L115 222L111 229L122 236L121 232ZM143 229L149 232L153 230L150 226H144Z\"/></svg>",
	"mask_w": 264,
	"mask_h": 264
}]
</instances>
